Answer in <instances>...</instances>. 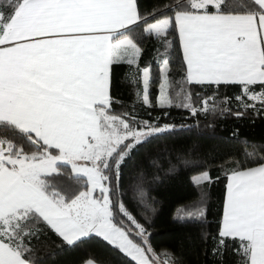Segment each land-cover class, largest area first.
<instances>
[{"label": "snow or ice", "instance_id": "snow-or-ice-1", "mask_svg": "<svg viewBox=\"0 0 264 264\" xmlns=\"http://www.w3.org/2000/svg\"><path fill=\"white\" fill-rule=\"evenodd\" d=\"M148 39L158 45L155 75L152 62L139 63ZM121 66L131 112L113 95ZM222 87L237 91L218 97ZM137 103L211 116L208 127L264 116V0H167L149 10L141 0H0V264H35L33 245L49 233L69 250L95 237L134 264H181L151 244L159 202L148 196L147 169L152 181L192 173L198 199L174 210L180 224H207L214 180L206 158L193 156L199 146L185 154L163 143L177 125L140 118ZM241 143L244 159L221 166L211 252L220 264L229 250L234 264H264V154ZM130 167L140 219L122 191Z\"/></svg>", "mask_w": 264, "mask_h": 264}, {"label": "trees", "instance_id": "trees-1", "mask_svg": "<svg viewBox=\"0 0 264 264\" xmlns=\"http://www.w3.org/2000/svg\"><path fill=\"white\" fill-rule=\"evenodd\" d=\"M167 0H141L142 10H149L154 5H163ZM144 52L140 60V66L144 67L149 62H152L153 73L157 72L156 63L153 61L155 56V49L158 47L157 43L151 39L143 42ZM178 47V45L174 46ZM129 71L127 66H121L116 73V84L114 86L113 95L122 101L125 111H132V104L134 96L132 94V87L127 83H121L125 74ZM199 91V89H197ZM236 89L229 88L227 91L221 88L218 97L225 95L231 97ZM211 94L210 92L208 93ZM153 102H155L156 88L151 90ZM194 103L198 102L193 97ZM235 108V102L231 105ZM120 106H117V111H120ZM135 112L142 119L161 118V123L177 125L176 131L179 133L174 138H169L163 143H167L170 147L177 151L187 154L188 150L193 145L199 147L193 152L194 157L206 158V163L203 165L210 171L214 183L210 188V198L208 200V214L207 224L201 223H185L180 224L173 221L174 210L183 204L198 199V192L190 183V172L181 171L175 176H165L160 173L159 181H152L151 176L153 169H147L148 184L145 186L148 189L149 198H155L159 203L155 205L157 214L153 219V224L149 228L151 232L150 241L153 247L159 251L160 249H168L172 251L181 264H220V261L212 256V240L218 230L222 213L226 177L221 170V166L231 169L232 164L226 163L229 157L237 159H244L243 149L244 145L241 141L247 140L251 142L248 145V151L264 154V147L254 148L256 146H264V116L256 118L253 122L251 119V112L242 119H235L227 116L223 119L217 118L214 120V126L207 125L212 122V117L197 116L191 117L188 112L177 109L175 107L161 110L159 108H146L141 104H135ZM167 112V115H165ZM149 113L151 115H149ZM180 125H187L189 127L181 128ZM236 133L237 135H233ZM163 143L161 146H163ZM143 157V152L137 157L139 162ZM165 168L167 164L165 163ZM133 169L130 167L125 173L122 180L123 188L127 194L125 196V203L129 210L137 215V207L133 204V191L128 187L131 183V177L128 175L132 173ZM219 177V179H217ZM208 191V186L205 185L202 189ZM143 223L144 221L141 220ZM206 230L210 233L207 242L202 241L201 231ZM50 248V251L45 255L33 257L35 264H82L86 260H91L97 264H134V262L127 258L124 254L108 245L99 238H92L85 244L77 247L74 250H69L62 245L61 241L54 235L49 233L47 239H43ZM235 257L229 250L223 258V264H234Z\"/></svg>", "mask_w": 264, "mask_h": 264}, {"label": "crops", "instance_id": "crops-1", "mask_svg": "<svg viewBox=\"0 0 264 264\" xmlns=\"http://www.w3.org/2000/svg\"><path fill=\"white\" fill-rule=\"evenodd\" d=\"M33 257H39L42 255H45L46 253H48L50 251L49 246L47 245V243L42 239L40 240L38 243H34L33 245ZM82 264H97L91 260H86L84 261Z\"/></svg>", "mask_w": 264, "mask_h": 264}]
</instances>
